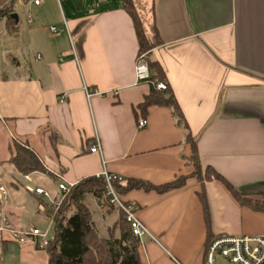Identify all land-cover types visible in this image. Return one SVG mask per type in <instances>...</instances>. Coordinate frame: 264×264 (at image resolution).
I'll return each mask as SVG.
<instances>
[{
	"label": "crops",
	"instance_id": "crops-1",
	"mask_svg": "<svg viewBox=\"0 0 264 264\" xmlns=\"http://www.w3.org/2000/svg\"><path fill=\"white\" fill-rule=\"evenodd\" d=\"M31 1L0 0V9L14 2L18 18L13 35L0 18V183L10 190L11 224L53 227L44 206L49 201L29 193V184L55 199L59 182L74 186L104 171L153 185L193 175L192 148L173 111H136L152 86L136 83L139 42L122 0H94L69 19L63 14L59 33L44 40L32 13L50 0L41 6ZM144 2L162 41L149 60L162 68L198 136L203 172L213 167L239 192L264 201V0ZM13 137L30 145L51 176L23 179L9 162ZM96 141L101 153L90 151ZM186 182L167 194L135 190L122 196L154 239L146 237L138 249L141 264H205L203 186L212 237L264 235V213L241 207L221 182ZM49 260L46 248L31 244L10 243L0 252V264Z\"/></svg>",
	"mask_w": 264,
	"mask_h": 264
},
{
	"label": "trees",
	"instance_id": "trees-1",
	"mask_svg": "<svg viewBox=\"0 0 264 264\" xmlns=\"http://www.w3.org/2000/svg\"><path fill=\"white\" fill-rule=\"evenodd\" d=\"M144 0H122V9L127 12L135 26L137 40L139 42V55H147L149 68L156 71V75H152V80L155 82H164V72L158 63L150 62V52L162 45L158 31L154 24L149 25L148 13ZM14 2L5 8L0 9V18L6 19L7 30L10 34H15L17 28L15 25ZM138 55V56H139ZM152 106L169 108L173 111L176 124L183 128L186 132L185 142L192 148V157L189 163L195 168V172L190 177H195L199 182L203 180L221 182L226 190L235 198L237 203L242 207L251 209L254 212L264 213V201L249 198L248 195L239 192L229 181H226L213 167H209L203 172L201 166L200 153L198 152V136L194 137L186 123L183 111L180 110L176 97L174 96L169 85L165 92L158 91L155 86H152V92L145 100L138 105V111L143 116L147 115V111ZM13 154L10 157V163L14 165L16 171L21 175L45 174L51 176V172L47 170L43 161L38 158L33 149L26 142L20 140L12 141ZM188 176L177 178L169 184L153 185L142 179H122L118 181V176L113 175L111 185L119 196H124L126 193L135 190H144L146 192H157L159 194H167L173 190L184 188ZM108 185L101 177L84 179L80 183L74 185L69 193L64 197L61 204L44 203L47 209L48 216L53 222L54 235L49 241V246L46 248L49 264H141L138 249L140 246L132 233L126 217L121 213L120 217L115 221L113 230L110 233L111 239L115 233H119L120 238L107 240L100 235V232L95 228L92 214L90 213L85 203V197L93 196L100 202L108 205L109 211H113L116 206L111 204V199L107 197ZM200 196L203 210L205 212L206 224L209 227V235L207 245L214 239L210 235V210L208 209L207 196L203 186ZM74 208V212L69 218L65 215L69 208ZM119 208V207H118ZM120 242L119 249L113 245V242ZM7 244L3 243L2 249Z\"/></svg>",
	"mask_w": 264,
	"mask_h": 264
},
{
	"label": "built area",
	"instance_id": "built-area-1",
	"mask_svg": "<svg viewBox=\"0 0 264 264\" xmlns=\"http://www.w3.org/2000/svg\"><path fill=\"white\" fill-rule=\"evenodd\" d=\"M45 0H32V4L35 6H41ZM60 7L63 2L67 0H57ZM31 22V20H30ZM51 33L58 34L59 30L55 26L49 27ZM135 76L136 83H149L151 86H155L158 91L165 92L168 88V84L165 82H155L152 80L151 69L147 55H139L136 59L135 64ZM140 130L146 129L147 120L141 118L138 121ZM14 140L17 138L13 137ZM91 153H101V144L96 141V144L91 148ZM108 185L107 197L111 199V204L119 207L126 216L134 238L139 241L140 245L143 244V239L150 237L148 228L141 222L136 213V210L129 204L126 205L121 197L115 192L111 185L113 180V174H109L104 171L101 176ZM23 179L31 183L33 181L32 175H25ZM118 181H122L121 177L117 178ZM72 185H66L64 182H59L58 190L62 196L61 200L54 199L51 194L40 187H33L30 184L26 185L25 188L29 193L35 194L36 196H42L45 200L51 204L59 206L64 197L69 193ZM10 190L6 185L0 183V252H2L3 243H15L19 246H26L27 244L35 245L42 249L49 246L50 238H48V231L40 230L35 227L17 228L11 224L10 217L7 214V208L11 203ZM205 264H219L218 258H221L222 264H264V235L249 236L243 235L242 237L234 236H217L207 245L205 250Z\"/></svg>",
	"mask_w": 264,
	"mask_h": 264
},
{
	"label": "rangeland",
	"instance_id": "rangeland-1",
	"mask_svg": "<svg viewBox=\"0 0 264 264\" xmlns=\"http://www.w3.org/2000/svg\"><path fill=\"white\" fill-rule=\"evenodd\" d=\"M93 1L94 0H68V1H64L62 7H60L57 0H50L47 6H45L44 9L40 10L39 13L37 11H34L32 13L33 18H35L36 24L42 27V39L44 40V39H48L49 37H51V32H48L49 27L55 26L59 28L58 22L62 20L63 14H65V18L69 19L74 13L77 14L81 12L83 10L82 7L84 5L87 6V2H89L90 5H92ZM63 23H64V19H63ZM45 183H47L51 187H54L53 183H51L49 179L46 180ZM120 197L121 199L123 198L122 196ZM61 198L62 196L58 195L56 199L60 201ZM84 200L87 205V208L92 214V219H93L95 228L98 229V231L100 232V235L107 240L119 239L120 238L119 233H115L113 239H111L110 233L113 230V225L115 221L120 217L121 213L124 215V218L126 217L125 213L117 206H115L113 208V211H111L110 213L109 207L106 203L100 202L99 200L95 199L91 195L86 196ZM122 200L124 201V199ZM125 204L129 206L128 202L127 203L125 202ZM74 210L75 209L72 207L69 208V210L65 214L67 218L71 216ZM37 227L42 229L44 232L48 231V238L54 235L53 227L47 228V225L43 227L42 226L40 227L37 225ZM147 238H150V237H147ZM150 239L154 240L152 235ZM117 241H114L113 245H115L119 249L120 242H117ZM141 246L142 245H140L139 248H141ZM218 263L219 264L223 263L221 258H218Z\"/></svg>",
	"mask_w": 264,
	"mask_h": 264
},
{
	"label": "water",
	"instance_id": "water-1",
	"mask_svg": "<svg viewBox=\"0 0 264 264\" xmlns=\"http://www.w3.org/2000/svg\"><path fill=\"white\" fill-rule=\"evenodd\" d=\"M14 17H15V19H17V20H18L17 16H14Z\"/></svg>",
	"mask_w": 264,
	"mask_h": 264
}]
</instances>
